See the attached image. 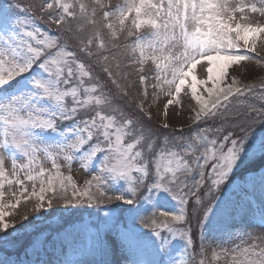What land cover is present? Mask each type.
Instances as JSON below:
<instances>
[{
  "label": "snow or ice",
  "instance_id": "1",
  "mask_svg": "<svg viewBox=\"0 0 264 264\" xmlns=\"http://www.w3.org/2000/svg\"><path fill=\"white\" fill-rule=\"evenodd\" d=\"M260 18L264 0H0V264H264V75L240 78L264 66Z\"/></svg>",
  "mask_w": 264,
  "mask_h": 264
},
{
  "label": "rangeland",
  "instance_id": "2",
  "mask_svg": "<svg viewBox=\"0 0 264 264\" xmlns=\"http://www.w3.org/2000/svg\"><path fill=\"white\" fill-rule=\"evenodd\" d=\"M22 2L26 3L27 0H22ZM260 19H264V18H260ZM257 51L259 52V55L261 57H264V48L260 47L259 43H258ZM194 74L197 76L198 79L201 78V76L203 75L199 65L194 70ZM261 75H264V66H257L255 64H251L248 66V70L240 78L243 80L244 83H256L258 82V79L260 78ZM149 91H151V89H149ZM165 99H166L165 97L161 96L160 100L157 102V105L153 107L152 111H153L154 119L161 121L165 119V117L162 115ZM180 99L182 101L183 108H181L180 106H170L169 108L170 115L168 117V120L169 123L172 125V127L176 129H179L181 126L186 127L187 124L190 122L189 116L191 115V112L189 111V108L191 105L195 103L194 101L190 100V97L184 96L183 92L181 93ZM176 113H179V115H176ZM47 166L48 165H46V167ZM6 167H10V161H6ZM77 178L79 177L77 176ZM6 199H10V197H6ZM25 210L26 209L22 203L21 206L18 207L17 209L9 210V211H13V212L18 211L23 213ZM92 211H93L92 209L82 210V214L84 218L88 219V213ZM249 223H251L254 226L253 229H250L252 231L258 232L261 229H264V224H261L258 219H251Z\"/></svg>",
  "mask_w": 264,
  "mask_h": 264
}]
</instances>
